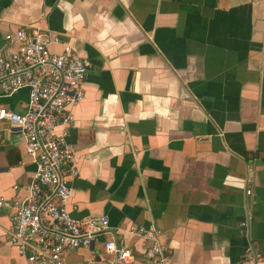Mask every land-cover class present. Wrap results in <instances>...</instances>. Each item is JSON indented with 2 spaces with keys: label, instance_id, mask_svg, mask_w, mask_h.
<instances>
[{
  "label": "crops",
  "instance_id": "crops-1",
  "mask_svg": "<svg viewBox=\"0 0 264 264\" xmlns=\"http://www.w3.org/2000/svg\"><path fill=\"white\" fill-rule=\"evenodd\" d=\"M20 27L90 64L56 132L77 158L67 209L109 228L66 264H111V237L139 264L135 224L157 228L174 264L264 252V0H0V52ZM26 102L24 89L0 98L17 112ZM34 171L24 136L0 122V197L23 199ZM12 213L0 207V264H27L9 241Z\"/></svg>",
  "mask_w": 264,
  "mask_h": 264
},
{
  "label": "built area",
  "instance_id": "built-area-1",
  "mask_svg": "<svg viewBox=\"0 0 264 264\" xmlns=\"http://www.w3.org/2000/svg\"><path fill=\"white\" fill-rule=\"evenodd\" d=\"M4 39L7 46L0 52V98L24 89L27 102L21 112L0 103V122L9 123L24 136L25 151L35 163L23 199L0 197V207L13 210L15 229L9 241L27 264H66L67 252L90 247L109 228L105 215L75 219L67 209L70 181L78 174L77 158L65 133L56 132L58 125L72 120L66 107L83 99L82 82L90 64L67 44L60 52H52L49 46L58 39L49 32L20 27ZM245 193L252 194L251 186ZM130 232L144 246L139 264H174L155 226L135 224ZM103 248L113 257L111 264L135 263L132 249L115 238L105 240ZM248 252L245 264H264V252L253 248ZM89 264L101 262L90 259Z\"/></svg>",
  "mask_w": 264,
  "mask_h": 264
}]
</instances>
